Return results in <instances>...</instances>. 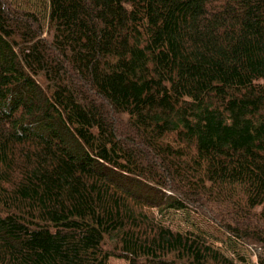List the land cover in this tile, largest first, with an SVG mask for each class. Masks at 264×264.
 Wrapping results in <instances>:
<instances>
[{"label":"trees","instance_id":"obj_1","mask_svg":"<svg viewBox=\"0 0 264 264\" xmlns=\"http://www.w3.org/2000/svg\"><path fill=\"white\" fill-rule=\"evenodd\" d=\"M236 245L264 264V0H0V264Z\"/></svg>","mask_w":264,"mask_h":264},{"label":"rangeland","instance_id":"obj_2","mask_svg":"<svg viewBox=\"0 0 264 264\" xmlns=\"http://www.w3.org/2000/svg\"><path fill=\"white\" fill-rule=\"evenodd\" d=\"M127 184H134L130 180H125ZM135 187L138 189H141L145 193H148V187L142 186L141 184H135ZM186 216V217H185ZM159 217V216H158ZM163 221L169 225H171L174 228L177 229H185L189 228L194 231H200L202 233H205V235L209 236L217 246H221V242H224L229 246V239L224 235L213 223H211L208 219L205 217L195 214L193 212H188L186 215L182 213H171V214H165L163 217H161ZM186 220V221H185ZM235 253L233 254H240L244 255L246 258V263L248 264H256V258L254 255V251L252 248H244L241 246H234ZM229 249V248H228ZM231 252V248L229 249ZM108 264H125L123 259L111 257L109 259Z\"/></svg>","mask_w":264,"mask_h":264}]
</instances>
